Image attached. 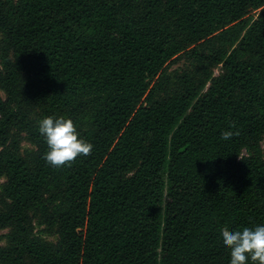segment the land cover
I'll list each match as a JSON object with an SVG mask.
<instances>
[{
  "label": "trees",
  "instance_id": "16d2710c",
  "mask_svg": "<svg viewBox=\"0 0 264 264\" xmlns=\"http://www.w3.org/2000/svg\"><path fill=\"white\" fill-rule=\"evenodd\" d=\"M0 91V264H230L264 226V0H0ZM48 116L92 153L46 163Z\"/></svg>",
  "mask_w": 264,
  "mask_h": 264
},
{
  "label": "clouds",
  "instance_id": "9594fccd",
  "mask_svg": "<svg viewBox=\"0 0 264 264\" xmlns=\"http://www.w3.org/2000/svg\"><path fill=\"white\" fill-rule=\"evenodd\" d=\"M235 124L231 128H235ZM39 132L45 137L48 151L44 155L46 163L53 167H70L77 157H87L94 145L79 138L71 119L48 116L39 122ZM238 132L223 131L224 140L238 135ZM224 246L230 251V264H264V226L243 227L229 230L227 226L220 229Z\"/></svg>",
  "mask_w": 264,
  "mask_h": 264
},
{
  "label": "rangeland",
  "instance_id": "374dc122",
  "mask_svg": "<svg viewBox=\"0 0 264 264\" xmlns=\"http://www.w3.org/2000/svg\"><path fill=\"white\" fill-rule=\"evenodd\" d=\"M256 11L257 10L250 9L249 15H256ZM184 64H185L184 59L182 57H178L172 63L169 64L168 72H171L173 70H179L180 68L184 66ZM220 72H221V65L218 64L214 67V75H218ZM0 94L4 96V93L2 91H0ZM262 146H264V139L262 141ZM34 148H35L34 145L30 141H28L26 138H24L23 141L21 142V151L23 153L26 151H31ZM242 153L246 154L247 151L243 149ZM3 180H4V177L0 179V183ZM6 233H7V230L0 231V245L6 244V237H5ZM35 233L37 236L41 237L43 240L47 242H54L57 239L56 235L50 234L49 232L45 231V226L38 223L36 220H35Z\"/></svg>",
  "mask_w": 264,
  "mask_h": 264
}]
</instances>
